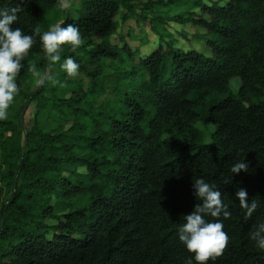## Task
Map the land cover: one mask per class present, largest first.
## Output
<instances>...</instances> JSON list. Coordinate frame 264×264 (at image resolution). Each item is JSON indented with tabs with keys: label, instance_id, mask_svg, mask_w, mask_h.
Here are the masks:
<instances>
[{
	"label": "trees",
	"instance_id": "trees-1",
	"mask_svg": "<svg viewBox=\"0 0 264 264\" xmlns=\"http://www.w3.org/2000/svg\"><path fill=\"white\" fill-rule=\"evenodd\" d=\"M134 1L82 0L61 17V0H0V10L20 9L12 27L34 37L16 77L25 99L19 118L0 120V264H187L194 254L178 230L202 203L193 187L201 178L231 214L218 218L228 245L207 264H264L249 237L264 222V0H189L176 15L155 13L156 33L171 21L206 28L212 54L169 43L143 56L112 41L117 16L122 7L124 21L134 15ZM180 1H149L140 16ZM69 24L82 44L75 52L62 45L53 63L40 34ZM66 57L85 76H69ZM33 65L44 82L29 94L22 86ZM31 100L36 114L26 126L21 113ZM46 112L57 114L56 127L44 125ZM199 122L214 125L212 142ZM241 161L248 171L234 175ZM240 189L260 205L250 218Z\"/></svg>",
	"mask_w": 264,
	"mask_h": 264
},
{
	"label": "clouds",
	"instance_id": "clouds-1",
	"mask_svg": "<svg viewBox=\"0 0 264 264\" xmlns=\"http://www.w3.org/2000/svg\"><path fill=\"white\" fill-rule=\"evenodd\" d=\"M19 7L0 10V120L7 119L8 109L19 94L16 77L20 73L25 56L34 44L33 35L23 32L20 27H12L18 20ZM41 47L45 56L53 63L61 60L62 45H70L75 52L82 44L79 29L72 24L62 27L56 25L50 30L40 34ZM61 68L69 75H75L79 64L72 57H66ZM35 71V65L32 66ZM41 78L39 83H43ZM249 168L245 161L237 162L231 167V172L236 175L242 170L247 172ZM194 195L202 201L194 210L184 216L185 222L179 227L178 238L189 253L194 254L188 259L187 264H207L212 259L220 256L229 242L228 233L224 231V223L218 219L230 217L228 205L222 199V193L216 190V186L204 179H196L193 183ZM236 198L245 217L250 218L260 206L256 199L248 201L247 192L240 189L236 192ZM207 217L217 218L210 221ZM249 237L261 251H264V222L255 226V230L249 233Z\"/></svg>",
	"mask_w": 264,
	"mask_h": 264
},
{
	"label": "rangeland",
	"instance_id": "rangeland-1",
	"mask_svg": "<svg viewBox=\"0 0 264 264\" xmlns=\"http://www.w3.org/2000/svg\"><path fill=\"white\" fill-rule=\"evenodd\" d=\"M149 1L156 0H136L133 2V6L135 9L134 15H132L128 20H123V13L126 12L124 7L120 11V15L117 16V21L120 23L119 30L116 34L113 35L112 41L115 44L123 45L125 42H128L135 50L140 54L139 56H143L147 54L150 50L157 48L160 44L162 46L167 47L170 43L176 49H197L198 51L204 53L205 55H211L212 50L208 46V38L210 37L209 31L206 28L201 27V25L197 24L193 19L187 21L185 23L178 22H169L166 27H164L167 31H159L160 33H156L153 29V24L150 19H154L156 14L170 13L171 16L176 15L180 12L186 11L190 6L189 0H181L180 2H166L165 4H157L154 9L150 11L147 15L148 19L141 18V14L145 13L144 7L146 3ZM205 3L212 4L214 1L221 2L222 0H203ZM82 0H61V5L58 7V13L61 17L67 16V13L75 12L76 8L81 5ZM202 7L197 6L195 8V12L197 14H201ZM75 10V11H74ZM209 17V16H207ZM43 74L38 71H32L31 77L23 82L22 90L27 93H31L32 91H36L40 86V79ZM78 76H85L84 74L72 75L71 77L74 79L80 78ZM84 78V77H83ZM85 79V78H84ZM86 80V79H85ZM87 81V80H86ZM232 87L234 89L239 88L240 80L239 78H235L232 80ZM52 85H47V87H51ZM30 89V90H29ZM44 93L47 92L46 89L43 90ZM25 103V99L22 95H17L15 97L14 102L11 104L8 109V117L17 120L19 118V113L16 111L19 107ZM36 101H30L25 108V110L21 113V120L26 126H29L32 123V120L36 114ZM52 117H49L48 112L43 116V123L45 125L46 121H48V126L56 127L58 125V116L53 113ZM46 126V125H45ZM197 127L203 131V140L204 142H212V130L214 129V125L208 124L205 125L202 122L197 123ZM84 171V169H82ZM49 223L56 224L57 221L49 220Z\"/></svg>",
	"mask_w": 264,
	"mask_h": 264
}]
</instances>
